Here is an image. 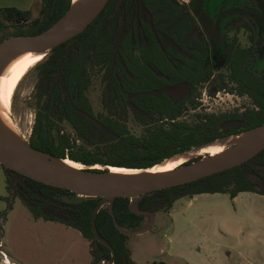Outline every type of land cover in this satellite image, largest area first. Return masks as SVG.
Segmentation results:
<instances>
[{"label": "trees", "instance_id": "16d2710c", "mask_svg": "<svg viewBox=\"0 0 264 264\" xmlns=\"http://www.w3.org/2000/svg\"><path fill=\"white\" fill-rule=\"evenodd\" d=\"M71 1L40 0L34 19L30 10L1 7L0 41L43 31ZM258 2L257 10L264 11V0ZM198 9L194 2L191 10L179 0H108L82 33L53 47L36 63L37 110L28 142L57 158L85 165L148 168L175 153L264 123V81L244 65L247 52L239 58L231 48L230 74L211 79L212 71L204 68L208 43L188 35L189 27L198 25L192 15ZM94 80L100 84L98 111L88 95ZM207 82L209 94L226 88L250 96L258 108L201 109ZM63 122L73 129V136L63 129ZM4 173L7 195L0 196L6 202L2 221L17 196L34 219L78 230L88 240L90 264L111 257V250L92 230L93 212L101 198L79 196L20 174L16 175L22 180L14 184L10 172L4 169ZM241 192L264 195V149L239 166L143 195L137 206L148 210L160 200L169 208L183 196L226 193L233 198ZM64 195L79 199L65 201ZM130 204V198L118 197L111 211L104 206L95 218L98 232L115 251L113 264H137L126 243L128 235L115 225L134 229L142 224L143 215L132 211Z\"/></svg>", "mask_w": 264, "mask_h": 264}, {"label": "water", "instance_id": "95a60500", "mask_svg": "<svg viewBox=\"0 0 264 264\" xmlns=\"http://www.w3.org/2000/svg\"><path fill=\"white\" fill-rule=\"evenodd\" d=\"M107 2L108 0H78L76 2L72 0L66 12L43 31L36 34L11 35L2 39L0 67L18 54L44 52V56L47 55L53 47L82 33L103 10ZM243 133L245 134L241 135ZM231 135L241 136L215 154L193 157L173 169L148 170L153 167L151 166L131 168L147 170L138 173H115L108 165L96 167L97 164L85 165L68 158H57L33 147L28 141L14 138L0 127V164L11 175L20 174L52 187L69 190L79 196L101 198L93 212L92 230L95 238L111 250V257L100 263L113 264L115 251L96 228L95 218L98 211L104 206L111 211V206L118 197L130 198V209L136 213L148 215L150 219L152 218V223L149 224V219L148 223L144 225L142 223L134 229L118 226L116 222L115 225L127 235L149 231L154 222V215L150 211L138 209L137 202L141 196L239 166L264 149V123H261L251 129L215 138L172 156L210 146L217 139L226 141ZM66 160L79 163L80 166L69 164Z\"/></svg>", "mask_w": 264, "mask_h": 264}, {"label": "rangeland", "instance_id": "374dc122", "mask_svg": "<svg viewBox=\"0 0 264 264\" xmlns=\"http://www.w3.org/2000/svg\"><path fill=\"white\" fill-rule=\"evenodd\" d=\"M179 1L188 2L189 0ZM39 9L40 0H31L27 8L31 11V19L39 15ZM8 30H13V28L8 27ZM3 36L4 34L0 33V38ZM45 57L46 55L39 62L43 61ZM35 65L19 81L13 91L11 100L13 120L25 141H28L31 134L37 110L35 86L38 81V68ZM99 91V81L94 80L88 90V95L95 111L101 108ZM179 92L180 89L177 94ZM202 93L203 91L201 92L202 100H200L202 103L201 109L204 108L206 111L221 112L236 109L242 111L244 107L251 106L249 99L232 95L231 92L221 91L213 97ZM62 127L71 136L74 135L69 124L63 122ZM76 143L82 146L81 141L78 140ZM97 165L104 167V165ZM11 177L14 184L21 180L17 175H11ZM190 198L191 196H183L177 200L175 208L178 207L182 215L183 222L181 225L177 222L176 226L175 222L172 229H169L168 226L165 227L169 224L168 215L165 216V210L168 208H162L155 213L158 220L155 222L156 224L153 223V226L155 225V228H158L157 230L128 235L126 243L133 260L139 264H152L155 261H163L165 264H202V250L197 246L196 239H200L202 231L208 230L206 229L207 222L203 223L198 220L192 223V216H190V219L185 218V215L189 213L187 204ZM61 199L75 201L79 197L64 195L61 196ZM4 207L5 203L1 202L0 211ZM208 218V224L214 228L216 221L212 220L213 218ZM149 219V216H144L143 225L148 223ZM151 221L152 218L149 224L152 223ZM162 222L163 225L161 226ZM0 226V264H88L90 260V254L86 252L88 242L78 230L57 222L34 219L17 196L14 197L12 209L8 212L5 222L0 220ZM3 227L4 239L2 238ZM215 231L218 233L217 227ZM61 235L66 237L73 235L78 238L68 241V238L62 239ZM169 240L172 242L171 244L168 242ZM213 243L215 242L213 241ZM61 245H64L65 249H60L59 246ZM170 245L172 247H169ZM210 246H213V244L210 243ZM6 260L9 262L7 263ZM207 264H213V260L209 259Z\"/></svg>", "mask_w": 264, "mask_h": 264}, {"label": "crops", "instance_id": "0c3cea01", "mask_svg": "<svg viewBox=\"0 0 264 264\" xmlns=\"http://www.w3.org/2000/svg\"><path fill=\"white\" fill-rule=\"evenodd\" d=\"M30 3L31 0H0V7L13 6L26 10ZM5 186V173L0 164V196L6 195ZM177 200L165 213V216L168 215L169 218V224L165 227L168 226L169 229L175 226V222L176 226L177 222L179 225L183 222L178 207L175 208ZM1 202L5 203V209L6 202L0 199V204ZM187 209L189 213L185 215V218L190 219L192 216V223L198 220L203 223L207 222L206 229L208 230L202 231L200 239H196L197 246L202 250V264H207L209 259L213 260V264H264V195L256 192H241L232 198L226 193L194 194L191 195ZM208 217L216 221L214 228L208 224ZM157 220L155 216L153 223L156 224ZM216 227L218 233L215 231ZM157 229L155 225H152L147 232ZM2 238L4 239V227ZM61 238L64 240L68 238V241H71L78 237L61 235ZM168 242L172 243L170 240ZM210 243L213 246H210ZM59 248L65 249V246L61 245ZM86 252L89 253V243H87ZM131 258L133 259L132 254ZM90 261L91 256L88 264ZM6 262L9 261L6 260Z\"/></svg>", "mask_w": 264, "mask_h": 264}, {"label": "flooded vegetation", "instance_id": "af4514ba", "mask_svg": "<svg viewBox=\"0 0 264 264\" xmlns=\"http://www.w3.org/2000/svg\"><path fill=\"white\" fill-rule=\"evenodd\" d=\"M180 2L188 3L191 10L193 2L201 7L196 13L192 12L198 25L189 27L188 35L191 34L194 38L203 39L208 43L204 68L208 67V70L212 71L211 79L220 73L230 74L229 61L230 56L234 54L231 48H234L238 52L236 56L239 58L246 55V52L248 53L244 65L264 81V11L257 10L259 8L258 0H189ZM190 49L192 50L193 47ZM207 86H209V82L202 89V94L206 93L210 97L218 95L221 91L241 96L226 88L209 94ZM242 97L250 100V107L255 106V102L250 96L245 94ZM200 100L202 99L200 98ZM235 121L228 120L230 123H235ZM163 205V202L158 200L145 211L152 212L155 218L156 211L165 208ZM154 209L156 210L154 211ZM144 216L146 215H143V218Z\"/></svg>", "mask_w": 264, "mask_h": 264}, {"label": "bare ground", "instance_id": "6f19581e", "mask_svg": "<svg viewBox=\"0 0 264 264\" xmlns=\"http://www.w3.org/2000/svg\"><path fill=\"white\" fill-rule=\"evenodd\" d=\"M74 2L78 0H73ZM44 57V52H27L15 55L10 60L6 61L0 67V127L7 132V134L14 138L23 141V137L20 134L11 113V100L12 94L23 76L27 71L38 63ZM245 133L241 134L244 135ZM241 135H231L226 141L223 139H217L212 145L207 147H201L197 150H192L186 154H176L163 160L161 163L154 165L148 170H169L178 166L179 164L199 155L215 154L225 148L226 145L232 141L237 140ZM67 163L80 166L79 163L66 160ZM100 167L99 165H95ZM112 172L115 173H138L142 169H129L111 166Z\"/></svg>", "mask_w": 264, "mask_h": 264}, {"label": "built area", "instance_id": "2783aa9c", "mask_svg": "<svg viewBox=\"0 0 264 264\" xmlns=\"http://www.w3.org/2000/svg\"><path fill=\"white\" fill-rule=\"evenodd\" d=\"M1 245V244H0Z\"/></svg>", "mask_w": 264, "mask_h": 264}]
</instances>
